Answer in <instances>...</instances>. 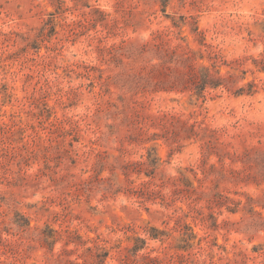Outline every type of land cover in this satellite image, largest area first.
<instances>
[{"label": "rangeland", "instance_id": "1", "mask_svg": "<svg viewBox=\"0 0 264 264\" xmlns=\"http://www.w3.org/2000/svg\"><path fill=\"white\" fill-rule=\"evenodd\" d=\"M262 67L264 0H0V264H264Z\"/></svg>", "mask_w": 264, "mask_h": 264}, {"label": "trees", "instance_id": "2", "mask_svg": "<svg viewBox=\"0 0 264 264\" xmlns=\"http://www.w3.org/2000/svg\"><path fill=\"white\" fill-rule=\"evenodd\" d=\"M204 71H206L205 72V75L201 78V86L203 87V89H205V88H207L208 86H215V87H217V86H219L220 85V83H214V82H212L211 81V76H210V74H209V69L208 68H205V70ZM260 71L261 72H264V68L262 67V69H260ZM221 78H219L218 80H220ZM249 90L248 91H246L245 89H242V91L240 92V94H248V95H253L254 93H255V91H254V87H255V84L254 83H251L250 85H249ZM4 97L5 98H7V97H10V96H8V93H7V88H6V90H5V92H4ZM155 165L157 164V161H155V163H154ZM26 220V219H25ZM19 225L21 226V227H25V228H27V227H30V221H26L25 223H19ZM146 232H148L147 234H148V239H151V240H163V238L164 237H169V236H171L168 232H166V231H163V230H160V229H158V228H156V227H151L150 229H148V231L146 230ZM55 233V231H52V233L51 234H49V235H47L48 236V238H51V239H53V240H57V237H56V235L54 234ZM57 233V232H56ZM136 243H135V245L133 246V247H126V249H128V250H130V251H132V252H134L135 254L139 251V250H141L142 249V246H141V244H146L147 243V239H142V238H139V237H137L136 239ZM104 250V249H103Z\"/></svg>", "mask_w": 264, "mask_h": 264}]
</instances>
